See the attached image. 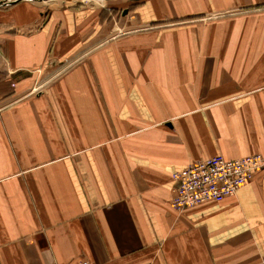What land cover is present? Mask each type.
<instances>
[{
	"label": "crops",
	"instance_id": "crops-1",
	"mask_svg": "<svg viewBox=\"0 0 264 264\" xmlns=\"http://www.w3.org/2000/svg\"><path fill=\"white\" fill-rule=\"evenodd\" d=\"M72 2L0 6V264H263L264 170L169 200L264 155V0Z\"/></svg>",
	"mask_w": 264,
	"mask_h": 264
},
{
	"label": "built area",
	"instance_id": "built-area-1",
	"mask_svg": "<svg viewBox=\"0 0 264 264\" xmlns=\"http://www.w3.org/2000/svg\"><path fill=\"white\" fill-rule=\"evenodd\" d=\"M261 170H264V155L261 153L237 158L218 153L192 161L171 172L174 186L169 203L174 209L182 210L206 201L219 202L250 182L256 171ZM78 264L92 263L81 259Z\"/></svg>",
	"mask_w": 264,
	"mask_h": 264
},
{
	"label": "rangeland",
	"instance_id": "rangeland-1",
	"mask_svg": "<svg viewBox=\"0 0 264 264\" xmlns=\"http://www.w3.org/2000/svg\"><path fill=\"white\" fill-rule=\"evenodd\" d=\"M9 1H13V0H0V6L3 3L9 2ZM34 1L41 2L43 0H34ZM138 1H140V0H106L103 5H105V6L114 5V6H116L115 9H119V12H121V11L125 10L127 7H129L130 5H132L133 3L138 2ZM72 3H74V4L83 3V4H86V5H90L89 2L86 1V0H76V1H74ZM98 6H100V5H98Z\"/></svg>",
	"mask_w": 264,
	"mask_h": 264
},
{
	"label": "bare ground",
	"instance_id": "bare-ground-1",
	"mask_svg": "<svg viewBox=\"0 0 264 264\" xmlns=\"http://www.w3.org/2000/svg\"><path fill=\"white\" fill-rule=\"evenodd\" d=\"M72 1H75V0H72ZM86 1H88L90 5L98 6V5H103L106 0H86Z\"/></svg>",
	"mask_w": 264,
	"mask_h": 264
},
{
	"label": "water",
	"instance_id": "water-1",
	"mask_svg": "<svg viewBox=\"0 0 264 264\" xmlns=\"http://www.w3.org/2000/svg\"><path fill=\"white\" fill-rule=\"evenodd\" d=\"M13 1H15V0H13ZM13 1H9V2H6V3H11V2H13ZM43 1H45V0H43ZM127 9H125L124 11H126Z\"/></svg>",
	"mask_w": 264,
	"mask_h": 264
}]
</instances>
